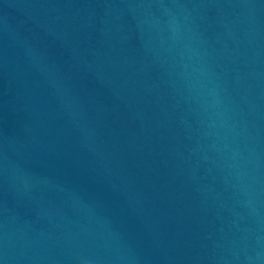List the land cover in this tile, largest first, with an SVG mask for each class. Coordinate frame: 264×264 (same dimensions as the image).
Instances as JSON below:
<instances>
[{"label":"water","instance_id":"1","mask_svg":"<svg viewBox=\"0 0 264 264\" xmlns=\"http://www.w3.org/2000/svg\"><path fill=\"white\" fill-rule=\"evenodd\" d=\"M0 264H264V0H0Z\"/></svg>","mask_w":264,"mask_h":264}]
</instances>
